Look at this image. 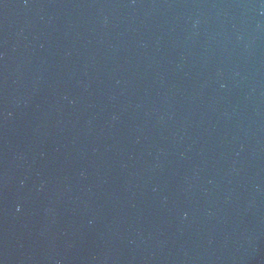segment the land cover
I'll use <instances>...</instances> for the list:
<instances>
[{
  "label": "water",
  "instance_id": "water-1",
  "mask_svg": "<svg viewBox=\"0 0 264 264\" xmlns=\"http://www.w3.org/2000/svg\"><path fill=\"white\" fill-rule=\"evenodd\" d=\"M0 264H264V0H0Z\"/></svg>",
  "mask_w": 264,
  "mask_h": 264
}]
</instances>
